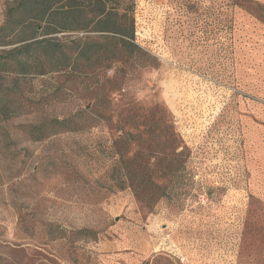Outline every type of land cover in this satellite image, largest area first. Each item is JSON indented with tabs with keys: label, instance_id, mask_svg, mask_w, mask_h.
Masks as SVG:
<instances>
[{
	"label": "rangeland",
	"instance_id": "374dc122",
	"mask_svg": "<svg viewBox=\"0 0 264 264\" xmlns=\"http://www.w3.org/2000/svg\"><path fill=\"white\" fill-rule=\"evenodd\" d=\"M133 1L154 65L0 76V264H264V0Z\"/></svg>",
	"mask_w": 264,
	"mask_h": 264
},
{
	"label": "trees",
	"instance_id": "16d2710c",
	"mask_svg": "<svg viewBox=\"0 0 264 264\" xmlns=\"http://www.w3.org/2000/svg\"><path fill=\"white\" fill-rule=\"evenodd\" d=\"M261 9L264 10V6ZM7 10L0 38H20L7 44L16 46L0 52V76L14 75L17 87L21 77L34 73L46 75L55 71L74 77L91 75L97 67L109 68L115 60H123L126 55L132 57L135 65L155 63L156 58L136 42L134 1L126 6L125 0H17ZM63 31L75 34L63 39L53 35ZM94 31L101 34H90ZM110 44L115 48L109 51ZM16 90L0 84V128L15 116L1 110L11 102L8 99L13 97L22 105L31 103L19 97ZM97 105L98 101L93 107ZM74 117H51L41 123L19 127L22 126L33 141L45 140L58 129L80 130L82 125L76 123ZM10 142H14L12 137ZM149 187L139 190L136 187L137 197L142 199Z\"/></svg>",
	"mask_w": 264,
	"mask_h": 264
}]
</instances>
